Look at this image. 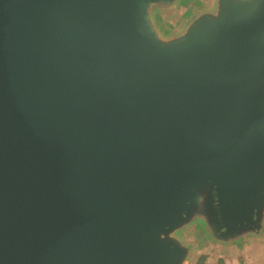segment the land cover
<instances>
[{
    "label": "water",
    "instance_id": "1",
    "mask_svg": "<svg viewBox=\"0 0 264 264\" xmlns=\"http://www.w3.org/2000/svg\"><path fill=\"white\" fill-rule=\"evenodd\" d=\"M0 0V264H186L193 225L264 231V0Z\"/></svg>",
    "mask_w": 264,
    "mask_h": 264
},
{
    "label": "rangeland",
    "instance_id": "2",
    "mask_svg": "<svg viewBox=\"0 0 264 264\" xmlns=\"http://www.w3.org/2000/svg\"><path fill=\"white\" fill-rule=\"evenodd\" d=\"M216 3L217 0H181L176 7L158 14L159 26L165 35H178L196 16L214 10ZM182 239L193 247L192 255L186 264H200L202 256H207L204 264H217L219 255L229 252V248H232L237 256L243 254L244 257L238 260L240 264H264V231L262 236L248 237L244 243L225 246L211 240L202 227L193 225L183 231Z\"/></svg>",
    "mask_w": 264,
    "mask_h": 264
},
{
    "label": "crops",
    "instance_id": "3",
    "mask_svg": "<svg viewBox=\"0 0 264 264\" xmlns=\"http://www.w3.org/2000/svg\"><path fill=\"white\" fill-rule=\"evenodd\" d=\"M251 237H255V236H251ZM243 242V241H242ZM244 243V242H243ZM246 250H250L247 249ZM251 251V250H250ZM237 255L234 253V250L232 248H229V252H223L219 255L217 264H240V262L238 260H240V258L243 256L239 255L237 256V258H235ZM244 257V256H243ZM210 259V258H209ZM208 259V260H209ZM233 260V261H232ZM209 262V261H208Z\"/></svg>",
    "mask_w": 264,
    "mask_h": 264
},
{
    "label": "trees",
    "instance_id": "4",
    "mask_svg": "<svg viewBox=\"0 0 264 264\" xmlns=\"http://www.w3.org/2000/svg\"><path fill=\"white\" fill-rule=\"evenodd\" d=\"M206 259H207V256H202V257L200 258L199 263H200V264H204V262H205Z\"/></svg>",
    "mask_w": 264,
    "mask_h": 264
}]
</instances>
